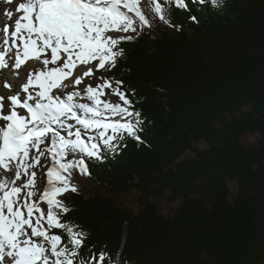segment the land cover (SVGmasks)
Wrapping results in <instances>:
<instances>
[{"label":"trees","instance_id":"16d2710c","mask_svg":"<svg viewBox=\"0 0 264 264\" xmlns=\"http://www.w3.org/2000/svg\"><path fill=\"white\" fill-rule=\"evenodd\" d=\"M186 3L169 9L179 30L146 28L109 73L136 89L143 142L86 160L91 189L61 197L88 233L81 255L92 246L112 264H264V0ZM133 190L136 210L124 202ZM165 193L182 199L170 215L151 199Z\"/></svg>","mask_w":264,"mask_h":264},{"label":"snow or ice","instance_id":"6c2138e0","mask_svg":"<svg viewBox=\"0 0 264 264\" xmlns=\"http://www.w3.org/2000/svg\"><path fill=\"white\" fill-rule=\"evenodd\" d=\"M172 7L188 4L21 0L5 12L10 21L19 15L0 26V70L12 77L2 84L11 94L0 95V264H112L92 246L81 255L88 233L61 197L78 191L74 173L91 175L86 160L116 153L127 138L143 142L136 89L107 73L125 58L121 45L153 20L179 30L168 18Z\"/></svg>","mask_w":264,"mask_h":264},{"label":"rangeland","instance_id":"374dc122","mask_svg":"<svg viewBox=\"0 0 264 264\" xmlns=\"http://www.w3.org/2000/svg\"><path fill=\"white\" fill-rule=\"evenodd\" d=\"M19 2L20 1H18V3ZM7 4L8 3H6V0H0V26H2L4 24H9L6 21V18H4V16L1 14V11L9 10V6H12L14 3L9 5L8 8L6 7ZM145 11L149 15V18H151L152 13L148 10L147 7H145ZM159 22H161V21H159L158 19H155L152 21L153 25L157 24ZM107 75H109V73H107ZM6 79L10 83L12 82L11 81L12 77H11V74H10L8 68H4L3 70H0V95L11 94L8 92L7 89H4L2 86L3 82ZM112 99L115 100L116 97H112ZM5 103H7V101H5ZM259 138H260V134L256 132V133L245 134L243 136L242 140H243L244 144H253V143L257 142ZM197 143L195 144V146L197 145V147H199V148H205L207 146V144H205L202 141H199ZM192 154L193 153H190L187 151L185 153V156H189ZM73 179H74V182L76 183L78 189H81V188H84L85 190L91 189L89 180H87L83 175H80L78 173H74ZM229 186H230V189L234 192L235 187H236V181L235 180L229 181ZM69 192H67V193H69ZM67 193H65V194H67ZM138 197H139V193L137 191L133 190L128 194V196L124 202L126 203V205L130 209L136 210L139 206ZM151 199L157 205L159 212L162 214H165V215H170L182 201L181 198H177V199L171 201L170 200V193H165L164 195H161V196H153ZM115 262H116L115 264H121V259L117 258Z\"/></svg>","mask_w":264,"mask_h":264},{"label":"bare ground","instance_id":"6f19581e","mask_svg":"<svg viewBox=\"0 0 264 264\" xmlns=\"http://www.w3.org/2000/svg\"><path fill=\"white\" fill-rule=\"evenodd\" d=\"M18 1H20L21 2V0H15V2H14V4L12 5V6H9V5H11V4H7V8H8V6H9V10H14L17 6H18ZM13 7V8H12ZM4 10V9H3ZM7 11V10H6ZM6 11H1V14L4 16V18H6V21L9 23V24H12L13 22H14V20H15V18L19 15V13H16L14 16H13V20H8V18H7V16L5 15V12ZM29 63H31V62H29ZM21 71H23V69H21ZM11 81H12V79H11Z\"/></svg>","mask_w":264,"mask_h":264}]
</instances>
